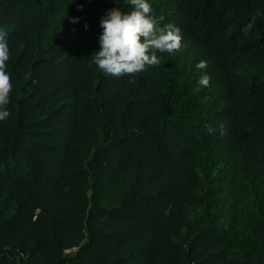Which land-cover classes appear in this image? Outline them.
Returning a JSON list of instances; mask_svg holds the SVG:
<instances>
[{
	"label": "trees",
	"instance_id": "1",
	"mask_svg": "<svg viewBox=\"0 0 264 264\" xmlns=\"http://www.w3.org/2000/svg\"><path fill=\"white\" fill-rule=\"evenodd\" d=\"M148 2L182 49L115 77L92 54L128 0H0V264H264V0Z\"/></svg>",
	"mask_w": 264,
	"mask_h": 264
},
{
	"label": "clouds",
	"instance_id": "2",
	"mask_svg": "<svg viewBox=\"0 0 264 264\" xmlns=\"http://www.w3.org/2000/svg\"><path fill=\"white\" fill-rule=\"evenodd\" d=\"M128 3L132 11L124 13L119 8H113L100 20L103 29L99 37L100 50L92 54V62L106 75L135 76L148 66L160 65L157 52L172 55L182 49L180 28L171 23L160 27L157 19L151 15L152 8L148 0H128ZM252 27L253 24L249 23L243 31L247 33ZM8 60L7 33L0 31V121L10 115L7 105L10 102L12 81L6 70ZM206 67L207 62L203 60L196 64L197 69ZM210 79L209 75H202L199 86L208 87ZM207 131L211 134L214 129L209 126Z\"/></svg>",
	"mask_w": 264,
	"mask_h": 264
},
{
	"label": "rangeland",
	"instance_id": "3",
	"mask_svg": "<svg viewBox=\"0 0 264 264\" xmlns=\"http://www.w3.org/2000/svg\"><path fill=\"white\" fill-rule=\"evenodd\" d=\"M222 163H219L221 165ZM230 165H226V168ZM246 207H264V180L260 179L252 183L247 191L246 197L242 200Z\"/></svg>",
	"mask_w": 264,
	"mask_h": 264
}]
</instances>
